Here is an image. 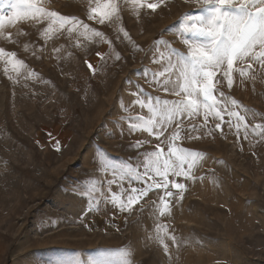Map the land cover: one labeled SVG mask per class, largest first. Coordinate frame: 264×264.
<instances>
[{
	"label": "rangeland",
	"instance_id": "1",
	"mask_svg": "<svg viewBox=\"0 0 264 264\" xmlns=\"http://www.w3.org/2000/svg\"><path fill=\"white\" fill-rule=\"evenodd\" d=\"M43 3L104 32L112 47L84 37L77 46V34L69 37L66 30L45 43L39 33L47 22L9 26L6 31L25 33L17 43L0 38V47L15 51L39 74L38 79L14 84L0 61V264H67L77 258L80 264H119L129 246L132 264H263L264 140L251 134L245 140L241 132L238 141L225 127V136L217 132L208 137L201 131V139L182 140L183 147L207 155L195 169L197 179L186 182L183 199L173 201L169 216L157 220L147 207L157 193L141 201L143 212L136 205L130 215L118 213L103 201L98 212L86 211L89 201L108 194L103 181L112 178L110 168L94 161L107 159L117 169L129 161L135 165L142 160L139 153L159 143L147 133L128 132V118L151 115L132 104L133 93L142 90L144 100L173 98L143 73L162 70L169 48L187 51L179 18L196 5L191 0H166L155 13L142 9L138 17L129 0L122 6L121 23L139 46L137 51L122 36L117 40V24L88 19L89 0ZM54 48H61L60 53ZM114 51L120 60L110 56L102 61L96 55ZM157 54L165 59L153 63ZM86 60L97 68L96 74ZM256 76L255 81L243 82L236 76L233 88L225 85L222 90L264 116V73ZM202 120L197 117L192 123ZM215 123L210 120L209 127ZM57 140L59 151L54 147ZM137 140L150 143L131 149ZM162 147L166 152L167 146ZM86 185L96 191L85 195ZM157 223L170 224L169 231L179 238L178 246L166 239L170 256L154 238Z\"/></svg>",
	"mask_w": 264,
	"mask_h": 264
},
{
	"label": "snow or ice",
	"instance_id": "2",
	"mask_svg": "<svg viewBox=\"0 0 264 264\" xmlns=\"http://www.w3.org/2000/svg\"><path fill=\"white\" fill-rule=\"evenodd\" d=\"M129 0H89L87 17L100 25L117 24V40L122 38L139 51L129 32L122 26L121 9ZM196 8L186 12L179 18V34L184 37L186 52L168 49L167 63L160 71L143 73L151 76L150 83L158 90L171 95L168 99L161 96H150L141 99L142 90L133 95V105L146 108L151 115L145 118L138 115L128 118L129 133L144 132L159 141L154 150L139 153L142 160L133 165L131 161L117 169L110 161L99 158L101 168L112 170V178L104 180L108 186V194L99 195L98 199L89 201L87 212H98L100 201L110 205L115 212L132 213L136 205L143 212L141 204L150 193H157L147 207L154 210L157 220L171 214L173 201L179 203L187 190V181H195V169L206 158V153L181 145L184 139H201L199 133L212 137L214 133L225 136V127L235 132L239 141L240 134L249 139L250 134L264 140V116L256 109L249 108L222 89L226 85L231 90L236 82L255 81L257 72L264 73V0H191ZM166 0H131V5L139 17L140 10L148 9L155 13L164 6ZM20 22H29L33 26L47 22L40 31V37L47 43L66 30L69 37L77 34V46H81L79 37L89 41L106 42L112 47L111 39L105 33L84 23L79 17L62 15L49 10L43 0H0V38L17 43L25 33L18 30L15 34L6 31L9 26ZM15 36V38H14ZM28 50L29 45H25ZM59 54L61 48H54ZM35 55V52H33ZM70 55V54H69ZM96 55L105 61L110 56L120 60L119 52ZM39 58V57H37ZM165 58L154 55L153 63H160ZM0 61H3L4 73L14 84L20 79H38L39 74L28 68L25 60L19 59L15 51H6L0 47ZM92 74L97 68L85 61ZM14 73L15 75H9ZM27 86V85H25ZM203 117L201 123H192L197 117ZM259 118V120H257ZM121 117V121H123ZM210 120L216 121L209 127ZM257 121L254 124L249 121ZM187 122V123H186ZM123 133V127L120 129ZM195 134V135H194ZM149 140H137L129 147L141 149ZM167 146L165 152L164 147ZM54 147L59 151V141ZM219 162V161H218ZM171 177V179H170ZM201 176L199 179H203ZM127 182V188L124 183ZM118 185V191H112V185ZM135 185V186H134ZM85 195H91L96 189L85 186ZM178 197V199H177ZM127 223V218H125ZM170 224L157 223L154 238L162 245L163 251L170 256V239L173 245L179 238L169 231ZM119 230V229H117ZM174 231V230H173ZM130 246L125 250L119 264H132ZM67 264H80L73 259ZM93 264H110L107 261H95Z\"/></svg>",
	"mask_w": 264,
	"mask_h": 264
},
{
	"label": "built area",
	"instance_id": "3",
	"mask_svg": "<svg viewBox=\"0 0 264 264\" xmlns=\"http://www.w3.org/2000/svg\"><path fill=\"white\" fill-rule=\"evenodd\" d=\"M264 264V263H263Z\"/></svg>",
	"mask_w": 264,
	"mask_h": 264
}]
</instances>
